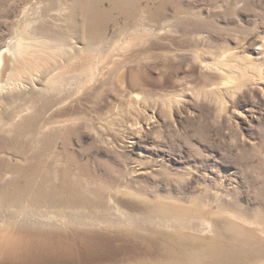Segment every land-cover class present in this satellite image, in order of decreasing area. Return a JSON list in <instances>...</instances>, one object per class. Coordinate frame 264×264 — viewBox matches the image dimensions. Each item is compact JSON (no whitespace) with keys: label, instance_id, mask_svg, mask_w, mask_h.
Wrapping results in <instances>:
<instances>
[{"label":"rangeland","instance_id":"obj_1","mask_svg":"<svg viewBox=\"0 0 264 264\" xmlns=\"http://www.w3.org/2000/svg\"><path fill=\"white\" fill-rule=\"evenodd\" d=\"M67 4L0 0V264H264V0L104 4L102 38Z\"/></svg>","mask_w":264,"mask_h":264},{"label":"bare ground","instance_id":"obj_2","mask_svg":"<svg viewBox=\"0 0 264 264\" xmlns=\"http://www.w3.org/2000/svg\"><path fill=\"white\" fill-rule=\"evenodd\" d=\"M141 1L142 0H69V4H67V6H66V16H67L68 22L71 24L70 25V32L72 34H74L75 33L74 30H76V26L77 27L80 26V28H82L81 33L83 35V38H102L104 31L101 32L100 37H99V29H100V25L105 22V18L103 17L104 15H106V13H104V10H103L104 4H108L111 12L117 13L118 15H120L122 17V20L124 22H127V21L132 19L133 15L135 13L134 11L138 7H140ZM152 17L153 16H150V18H152ZM76 19L80 21V25H77ZM95 31H97V32L94 33ZM14 51H15V55L18 57H20L22 55V53H24V51L22 49H19L18 46H15ZM5 52L6 51H3L0 53V78H2L5 75V71L8 69V62H7V60L3 59ZM12 61H13V59H12ZM54 70L55 69L50 71V69H49L48 72L45 74V77L49 76V78L46 79L47 82L53 81ZM16 72H17L16 70L13 72V77L18 76V72L17 73ZM20 73H22V72H20ZM16 77H14V79ZM58 79H59V77H58ZM84 85H85V83H84ZM36 126H37V122H36V125L34 127L36 128ZM19 134L21 135L20 132L18 133V135ZM22 145H23V147L28 146L27 141L23 142ZM33 161H34V164H37V161L41 162L39 156H37V155H35L33 157ZM26 169H27L26 166H22V167H19L18 170L20 173L21 172L27 173ZM34 170L35 169L30 170L31 172L29 171L28 177H31L34 175V173H35ZM23 178H24V175H23ZM26 179H27V174L25 176V180ZM30 182L31 181H26L24 183L23 187L17 188V194H16L17 196L15 198H12L9 201L11 206L16 207V205H18L19 201L21 200V197L23 196V193L30 188V185H31ZM18 186H20V185H18ZM32 194H33V200L35 203L40 201V200L42 202L46 200L51 205L66 207V206H73L78 202V198H77L78 193H77L76 187H72V186H69L67 184L51 186L47 191H44L41 186L37 185L36 189L33 191ZM80 195L82 196V199L80 200V202L78 204H87L88 201L86 200L84 194L82 192H80ZM39 198H40V200H39Z\"/></svg>","mask_w":264,"mask_h":264}]
</instances>
